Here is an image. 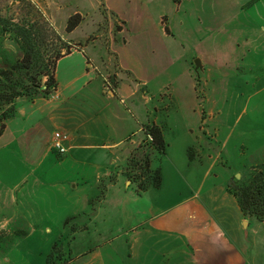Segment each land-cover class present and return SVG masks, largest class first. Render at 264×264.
I'll return each mask as SVG.
<instances>
[{"label": "rangeland", "instance_id": "374dc122", "mask_svg": "<svg viewBox=\"0 0 264 264\" xmlns=\"http://www.w3.org/2000/svg\"><path fill=\"white\" fill-rule=\"evenodd\" d=\"M29 1L61 39L49 41L43 55L67 47L70 53L57 60L56 90L17 98L0 135V264H130L125 239L142 220L191 195L221 218L249 262L264 264V226L244 216L227 190L264 163V0H248L216 33L198 25L199 14L207 16L201 0ZM214 4L207 0L205 6ZM24 11L19 0H0V19L16 21ZM75 13L81 19L68 32ZM238 27L253 28L249 52ZM215 47L217 61H206ZM227 53L247 58L223 61ZM201 56L203 70L194 69ZM20 57L13 36L0 30V68ZM117 60L133 74L120 72ZM209 108L213 115L203 126L208 137L216 128L223 143L207 144L203 137L200 148L195 134L203 133L192 113ZM139 119L160 127L163 155L145 142ZM55 131L66 134L64 153L52 147ZM138 140L131 150L137 164L128 173L146 176L148 155L162 177L158 187L141 192L124 172L128 149ZM188 147L196 160H189ZM119 171L130 185L120 176L118 186L106 191ZM88 197L90 209L83 211ZM142 200L153 206L138 218ZM112 234L120 237L105 240Z\"/></svg>", "mask_w": 264, "mask_h": 264}, {"label": "crops", "instance_id": "0c3cea01", "mask_svg": "<svg viewBox=\"0 0 264 264\" xmlns=\"http://www.w3.org/2000/svg\"><path fill=\"white\" fill-rule=\"evenodd\" d=\"M206 1L207 0L199 1L201 2L200 7L207 9V16L202 17V15L199 14L200 19H198V25L205 31H215L216 33L222 30L223 23H230L237 17L239 9L248 0H214L215 4L212 6H205ZM192 2L198 3V0H192ZM195 6L197 8V5ZM161 23L165 32L169 33L170 31L162 17ZM238 30H241L240 38L243 40L244 46H246L245 51L249 52L252 49L250 44H252L251 35H254L253 28L238 27ZM262 30V34H264V28ZM230 31L236 33L235 29H230ZM213 39H215V37ZM212 52L213 53L206 61H217L219 54L217 48L215 47ZM209 53H211V51ZM203 57L204 56H201L199 59L195 58L200 63L197 69L203 70ZM245 58H247L246 54H242L240 57L238 56L236 58L235 55L230 57V53H227L223 61H245ZM247 61H250V59H247ZM116 66L120 72L125 71L132 73L121 61L117 60ZM117 74L119 75V71ZM256 78L257 77H254V79ZM243 81L250 82V77L247 79L244 78ZM118 88L120 89L117 85L113 87L112 90L108 89V94L113 95ZM211 115H213L212 108L207 109V112L202 110L199 115L192 113V116L199 120V132L203 133V135L200 133L195 134V141L200 148H203L202 140L205 142L203 137L207 138L208 134H210L209 130H206L203 126L206 120L205 116L209 119ZM188 120L193 119L188 117L186 121ZM138 124L143 129L145 122L139 119ZM186 125L188 131L193 133V128H191V126L189 127L188 123ZM215 131H217L216 128H214L211 137H208L207 144H210V139L220 144L223 143L215 138V135L218 134ZM140 141L141 140H138L128 149L129 153ZM68 146L80 147L79 144H71L70 141H68ZM207 156H209V154H207ZM194 159L195 156L191 161H194ZM120 176L123 178L124 186L130 185L129 181L125 179L124 175L119 171L112 181L106 182V191L108 189L112 190L118 186ZM105 200L106 197L104 196L103 199L100 200L98 210H101V206L105 204ZM86 202V207L82 208L83 211H86L85 209H90L89 197ZM141 203L143 207L140 213H138V218L143 217L145 211L150 210L149 208L153 206L151 202L146 203L142 200ZM259 223L264 226L263 221L259 220ZM246 224H248V222ZM78 230L80 229L75 228L74 232ZM118 237H120V234H112L105 240H116ZM125 242L129 247L126 257L130 260V264H254L249 262L250 259L246 255L244 246H241L240 241L236 239L233 240L228 236L222 225L221 218L215 217L210 213L208 205L201 199L196 198L195 195L175 201L166 208L158 210L156 214L149 216L148 219L145 218L142 220L139 227L125 239Z\"/></svg>", "mask_w": 264, "mask_h": 264}, {"label": "trees", "instance_id": "16d2710c", "mask_svg": "<svg viewBox=\"0 0 264 264\" xmlns=\"http://www.w3.org/2000/svg\"><path fill=\"white\" fill-rule=\"evenodd\" d=\"M25 6V14L16 21L12 19H0V30L13 36L21 57L5 68H0V135L5 128V122L15 114V100L26 97L32 100L38 95L47 96L53 93L57 87L55 66L57 60L70 51H55L52 56H44L43 49L49 41H61L59 35L44 19L39 10L29 0H19ZM81 17L75 13L69 17L66 30L72 31L79 23ZM43 77L45 78L43 81ZM147 136L146 143L152 147V151L160 155L165 153V141L162 131L154 123L143 126ZM148 140V141H147ZM188 147V158L192 160L194 153ZM130 152L124 167L125 176L136 184V190L141 192L149 186L158 187L161 183L159 167L151 168V159L148 155L143 157V169L146 176L140 173H128V167H134L137 161H133ZM254 171L241 185H233L227 190L236 199L237 205L244 216H254L264 222V163L259 167H253ZM148 173V174H147ZM138 174V175H137Z\"/></svg>", "mask_w": 264, "mask_h": 264}, {"label": "built area", "instance_id": "2783aa9c", "mask_svg": "<svg viewBox=\"0 0 264 264\" xmlns=\"http://www.w3.org/2000/svg\"><path fill=\"white\" fill-rule=\"evenodd\" d=\"M66 138V134L59 131H55L53 134L52 147L60 154L66 151V147L63 144ZM148 139H150V136H148Z\"/></svg>", "mask_w": 264, "mask_h": 264}, {"label": "water", "instance_id": "95a60500", "mask_svg": "<svg viewBox=\"0 0 264 264\" xmlns=\"http://www.w3.org/2000/svg\"><path fill=\"white\" fill-rule=\"evenodd\" d=\"M199 64H200L199 61L197 59H195L194 60V69H197ZM237 176H238V174H237Z\"/></svg>", "mask_w": 264, "mask_h": 264}]
</instances>
